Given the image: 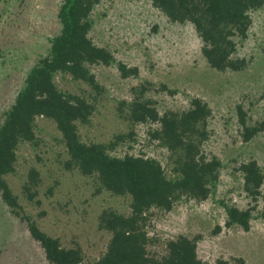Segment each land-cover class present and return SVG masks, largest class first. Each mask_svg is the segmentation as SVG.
<instances>
[{
    "label": "rangeland",
    "instance_id": "rangeland-1",
    "mask_svg": "<svg viewBox=\"0 0 264 264\" xmlns=\"http://www.w3.org/2000/svg\"><path fill=\"white\" fill-rule=\"evenodd\" d=\"M61 0H0V122L23 86L29 69L49 50V39L59 32L57 10ZM247 37L238 41L236 58H245L241 71L212 69L201 54V40L193 25L170 23L150 0H101L91 11L89 36L111 50L118 61L138 68V77L121 78L116 65H92L104 91L97 96L95 109L86 124H78L82 141L108 142L115 134L134 128L137 141L113 154H145L158 159L168 176L167 151L147 139L148 124L129 123L119 115V102L130 100L131 87L143 81L153 85L145 96L154 100L160 112L183 109L189 98L199 97L211 108L209 139L202 145L207 156L222 162L218 182L204 201L182 199L167 213H157L149 234L158 241L149 251L162 254V240L179 234L200 235L198 257L207 262L218 258L242 257L247 264H264V197L255 201L242 188L239 164L255 159L264 174V131L243 142L236 106L247 113L248 125L264 119V3L249 12ZM64 92L83 94L89 87L68 74L55 75ZM144 83V82H143ZM165 84L174 94L160 90ZM37 144L22 142L17 147L15 172L5 176L18 196L25 213L65 247L80 246L83 264H94L106 249L109 233L99 230L97 216L104 208L129 211V196L95 193L93 177L76 169L65 170L67 153L52 121L36 119ZM39 171L34 201H28L22 185L30 168ZM264 194V183L260 187ZM39 200V204L36 203ZM226 205L253 207L250 229L225 226ZM216 226L218 232H213ZM162 239V240H161ZM0 264H50L39 243L24 222L12 215L0 199Z\"/></svg>",
    "mask_w": 264,
    "mask_h": 264
},
{
    "label": "trees",
    "instance_id": "trees-1",
    "mask_svg": "<svg viewBox=\"0 0 264 264\" xmlns=\"http://www.w3.org/2000/svg\"><path fill=\"white\" fill-rule=\"evenodd\" d=\"M101 0H61L57 19L59 32L49 39L48 53L40 57L26 74L23 86L16 93L0 122V199L10 213L25 223L30 236L39 243L50 264H83L80 246L65 247L58 237L44 232L36 220L25 213L18 196L10 188L5 176L15 172L17 147L22 142L37 144L36 119L52 121L60 133L67 153L62 162L65 170L76 169L81 175L93 177L95 193L106 190L117 196H129V211L118 212L104 208L97 216L99 230L109 233L106 249L94 264H247L242 257L218 258L210 263L197 254L200 235L179 234L162 240L164 251L157 254L149 246L158 239L149 234L150 223L157 213L171 211L182 199L204 201L218 182L223 166L216 156L202 151L209 139L208 121L212 111L199 97L189 98L183 109L162 112L156 102L145 96L152 83L143 81L131 87L130 100L119 102V115L130 126L148 124L149 143H156L167 151L168 176L162 163L151 156L125 153L113 154L123 147H133L137 134H115L108 142L81 140L78 124H86L95 109L97 96L104 88L91 71L92 65H116L121 78L138 77V68L118 61L113 52L96 45L89 36L91 11ZM170 23L193 25L201 40V54L207 64L217 71H241L247 66L245 58H236L238 41L247 37L251 24L249 12L259 9L264 0H150ZM68 74L75 81L89 87L83 94L64 92L55 83V75ZM160 90L176 91L160 84ZM241 139L250 141L264 131V119L248 125L247 113L236 106ZM242 188L255 201L264 197L260 187L264 174L258 162L251 158L239 164ZM39 171L32 167L22 185L28 201H34ZM39 204V200H36ZM253 207L238 208L226 205L225 226L250 229ZM216 226L213 232H218Z\"/></svg>",
    "mask_w": 264,
    "mask_h": 264
}]
</instances>
